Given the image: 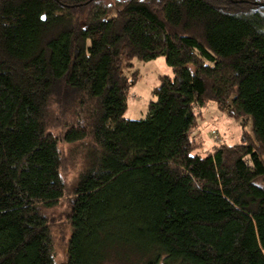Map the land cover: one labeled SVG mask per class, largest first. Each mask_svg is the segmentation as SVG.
Returning a JSON list of instances; mask_svg holds the SVG:
<instances>
[{"label":"trees","instance_id":"1","mask_svg":"<svg viewBox=\"0 0 264 264\" xmlns=\"http://www.w3.org/2000/svg\"><path fill=\"white\" fill-rule=\"evenodd\" d=\"M158 57L127 118L124 66ZM209 102L254 139L196 153ZM60 143L86 144L70 187ZM68 195L67 264H264V0H0V264H57Z\"/></svg>","mask_w":264,"mask_h":264},{"label":"rangeland","instance_id":"2","mask_svg":"<svg viewBox=\"0 0 264 264\" xmlns=\"http://www.w3.org/2000/svg\"><path fill=\"white\" fill-rule=\"evenodd\" d=\"M124 0H106L107 3L119 4ZM124 73L130 78L129 100L126 117L143 119L147 116L148 104L152 99L154 88L160 85V77L173 76L171 67L164 57L151 61H142L137 58L131 65L124 66ZM197 124L192 131V139L197 148L196 153L201 155L212 151L217 145H237L244 137L254 139L251 122L244 117H234L227 111L221 110L215 102H209L204 107L196 108ZM53 132L58 134L59 129ZM63 155V177L70 187L76 177L85 167L86 144L59 145ZM68 191L67 193H69ZM64 197L55 207L45 209L54 240V255L57 264H67V247L72 233L70 223V198Z\"/></svg>","mask_w":264,"mask_h":264}]
</instances>
